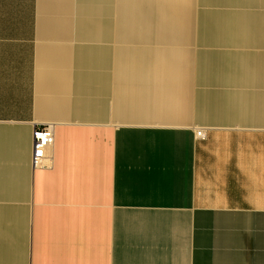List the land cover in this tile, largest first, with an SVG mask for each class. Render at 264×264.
Masks as SVG:
<instances>
[{
    "label": "crops",
    "instance_id": "obj_1",
    "mask_svg": "<svg viewBox=\"0 0 264 264\" xmlns=\"http://www.w3.org/2000/svg\"><path fill=\"white\" fill-rule=\"evenodd\" d=\"M0 264H264V0H0Z\"/></svg>",
    "mask_w": 264,
    "mask_h": 264
},
{
    "label": "built area",
    "instance_id": "obj_2",
    "mask_svg": "<svg viewBox=\"0 0 264 264\" xmlns=\"http://www.w3.org/2000/svg\"><path fill=\"white\" fill-rule=\"evenodd\" d=\"M196 136L201 137L203 132L197 130ZM53 133L48 125L36 126L32 130V150H31V165L33 167L39 166L45 157L48 146L52 143Z\"/></svg>",
    "mask_w": 264,
    "mask_h": 264
}]
</instances>
